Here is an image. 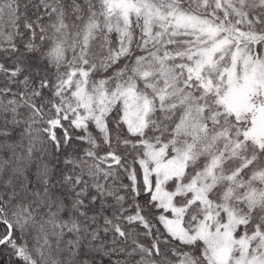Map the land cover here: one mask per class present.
Segmentation results:
<instances>
[{
    "label": "snow or ice",
    "instance_id": "1",
    "mask_svg": "<svg viewBox=\"0 0 264 264\" xmlns=\"http://www.w3.org/2000/svg\"><path fill=\"white\" fill-rule=\"evenodd\" d=\"M0 264H264V0H0Z\"/></svg>",
    "mask_w": 264,
    "mask_h": 264
}]
</instances>
